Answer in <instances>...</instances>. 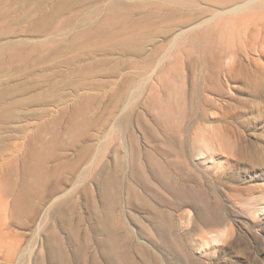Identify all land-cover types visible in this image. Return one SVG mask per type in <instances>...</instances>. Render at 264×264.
Here are the masks:
<instances>
[{"label": "rangeland", "instance_id": "rangeland-1", "mask_svg": "<svg viewBox=\"0 0 264 264\" xmlns=\"http://www.w3.org/2000/svg\"><path fill=\"white\" fill-rule=\"evenodd\" d=\"M242 2L0 0V264H81L69 241L74 227L62 228L52 203L64 202L68 222L81 212L87 216L83 190L91 183L98 189L97 169L108 165L112 174L118 153L126 163L119 188L124 202L130 186L173 212L178 232L190 236L194 260L264 264V75L244 79L264 73V23L243 26L242 37L232 28L235 16H221L226 28L214 37L174 44L190 24ZM128 36L135 45L124 43ZM161 68V84L147 93L140 122L161 136L176 130L185 136L182 148L165 157L183 171L182 186L221 207V226L196 228L192 207L164 204L156 184L154 193L146 191L131 177L128 128L112 127L131 111L130 100H143ZM218 69L238 89L218 87L212 77ZM129 125L141 154L153 150L142 129ZM39 154L44 187L16 210L33 185ZM138 205H122L123 220L135 229L143 224L134 215L146 216ZM88 253L92 264L95 248Z\"/></svg>", "mask_w": 264, "mask_h": 264}, {"label": "bare ground", "instance_id": "bare-ground-1", "mask_svg": "<svg viewBox=\"0 0 264 264\" xmlns=\"http://www.w3.org/2000/svg\"><path fill=\"white\" fill-rule=\"evenodd\" d=\"M226 15L235 16L236 20L232 21V28L235 29L234 32L239 31V35H241L245 26L264 23V0H244V2L238 4H223L214 13L190 24L186 30L178 32L174 44H178L181 39L184 41L194 36H200L206 40L214 37L219 29L226 28L223 23H219V18ZM243 36H245V32ZM123 41L126 45L136 44L131 36L125 37ZM164 70L161 68L158 72V77L155 78L156 81H153L152 86L143 94L142 101L136 98L135 101L130 100L131 103L129 101L126 104L127 107L129 104L132 105L131 111L127 112L121 120L113 122L112 127L128 128L127 141L132 145L133 170L131 177L137 178L146 191L154 193L155 191L151 185L156 184L158 188H161L158 189L157 197L164 204L166 203L172 208L192 207L196 211L194 224L196 228L221 226L226 221L221 207L218 204H211L208 199L186 187L187 185L182 186L181 184H184V181L180 182V180H186L183 171L177 169V166H174L169 158L166 159L179 147L182 148L186 139L185 136L181 135L180 132L178 134L176 132L178 130L172 133L165 131L161 136L159 132L153 133L155 131L152 130L153 127L144 126L140 122L142 115L140 106L146 103L147 93H149V96L152 95L154 86L157 83L161 84V76ZM225 74L227 75L226 71ZM263 75L264 73L258 70L256 74L247 73L244 79L253 81ZM212 77L215 84L220 88L238 89L239 87L236 83L229 81L230 77H227V79L224 77L223 69L215 70ZM259 100L264 101V95H261ZM129 123H136L149 140L154 142L155 147L153 150L146 149L145 154H141L139 140L133 136L135 132ZM156 135L161 136L159 138L160 143L155 138ZM199 140L201 139H196L198 143ZM162 145L167 146L164 151L158 149ZM120 147L121 145H119L117 151ZM43 156V154L34 156L32 161L34 170L33 185L29 186L21 196L19 204L15 205L16 210H20L19 206L29 194L38 193L43 189L44 178L37 172ZM115 159L112 174L107 175L108 165H103L97 169L98 171L96 170L98 174H96L95 179L97 180L99 192L98 189L95 190L92 183L89 188L83 190L86 208L90 210L87 216L81 212L68 222L65 216L69 208L64 206V202H57V198L52 203L54 213L57 214L62 228H67L69 225L74 227V236L71 234L72 237H69V241L73 242L74 252L80 258L81 264H87L88 252L92 247L95 248V254L91 256L92 264H162L161 257L158 255L159 252L163 254V259L166 260L167 264H205L200 260L193 259L194 257L186 245L190 236L178 232L173 212L155 206L150 199L143 195L138 196L133 187L130 186L128 187L130 190L128 202H124L119 188L126 166L125 158L118 153V155L115 154ZM164 192L170 194L171 198L165 199ZM135 202L136 205L137 202L139 203L138 206L141 210L146 211L145 219L134 215V219L143 224V227L137 229L128 226L122 216V205L125 203L135 205ZM80 236L83 238V242ZM91 238L95 241L93 246L89 242ZM215 240L218 239L215 238ZM48 246L53 249L51 243ZM164 249L165 251H163Z\"/></svg>", "mask_w": 264, "mask_h": 264}]
</instances>
